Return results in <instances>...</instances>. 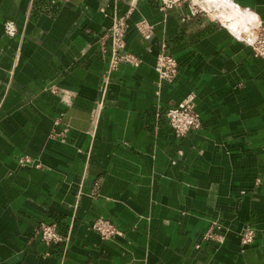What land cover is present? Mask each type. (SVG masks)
<instances>
[{"label": "crops", "instance_id": "1", "mask_svg": "<svg viewBox=\"0 0 264 264\" xmlns=\"http://www.w3.org/2000/svg\"><path fill=\"white\" fill-rule=\"evenodd\" d=\"M226 1L264 26V0ZM188 13L165 16L159 0H0V264H264V58ZM120 17L140 64L108 74ZM165 48L172 80L156 70ZM191 96L201 125L179 137L166 114ZM100 217L124 235L103 239ZM43 222L63 241L45 243Z\"/></svg>", "mask_w": 264, "mask_h": 264}, {"label": "built area", "instance_id": "2", "mask_svg": "<svg viewBox=\"0 0 264 264\" xmlns=\"http://www.w3.org/2000/svg\"><path fill=\"white\" fill-rule=\"evenodd\" d=\"M54 2H68L69 0H53ZM160 10L167 16L169 10L188 4L189 13L187 18L204 14L211 19L216 20L217 12L214 8L210 7V4L214 0H159ZM212 16V17H211ZM221 22L222 20L219 19ZM223 23V22H222ZM224 24V23H223ZM139 32L146 38L152 36L155 26L148 22L146 19H142L137 23ZM228 28V27H227ZM5 33L9 36H15L18 28L13 20H9L5 23ZM128 29V23L126 17H120L114 21V24L108 31V37L110 39V61L108 74L116 70L121 64H131L139 66L140 60L133 53L126 49V33ZM229 29V28H228ZM230 30V29H229ZM248 33L241 32L244 35L239 37L249 46L252 47L256 56L264 58V26H248ZM232 32V31H231ZM240 33V34H241ZM179 64L174 55L168 53L166 48L159 54L157 58L156 70L160 79L172 80L178 73ZM57 93V89L52 90ZM167 118L172 126L175 134L179 137L186 135L191 130L197 129L201 125L200 114L198 113L194 97L191 96L178 105L170 107L167 111ZM25 164L30 162V159L22 160ZM91 229L100 234L103 239H115L122 237L124 231L118 227L112 220L104 217L97 218L91 225ZM42 240L47 244H56L63 241V236L58 231V226L55 223L41 224L40 232ZM214 235V232H210L207 237ZM256 237L255 230L248 228L242 236V244L249 245L254 242Z\"/></svg>", "mask_w": 264, "mask_h": 264}, {"label": "rangeland", "instance_id": "3", "mask_svg": "<svg viewBox=\"0 0 264 264\" xmlns=\"http://www.w3.org/2000/svg\"><path fill=\"white\" fill-rule=\"evenodd\" d=\"M213 3H211L210 4V7L211 8H214L213 6L215 5V9H216V11L217 10H219L217 7H216V5L217 4H224V1H222V0H214V1H212ZM230 9H231V7H230ZM230 9L229 8H227L226 7V11H225V13H221V18H222V20H224V19H227V18H230L231 19V23H230V27L232 28V30H235L234 28H233V26L235 25V23L237 24V25H240L241 24V19L238 17V16H236V13H235V11H233V13L231 14L230 13ZM232 11V10H231ZM218 12V11H217ZM226 16V17H225ZM212 17V16H211ZM217 17H219V16H217ZM220 17H219V19H221ZM218 18H216V21H218V22H221L220 20H219ZM259 24L260 25H263L262 24V22H260V21H258L257 19L256 20H251L250 21V23H248V24H246V26L248 27V26H259ZM233 32V31H232ZM234 33V32H233ZM234 34H236V33H234ZM236 35H244V34H236Z\"/></svg>", "mask_w": 264, "mask_h": 264}, {"label": "bare ground", "instance_id": "4", "mask_svg": "<svg viewBox=\"0 0 264 264\" xmlns=\"http://www.w3.org/2000/svg\"><path fill=\"white\" fill-rule=\"evenodd\" d=\"M222 1H224V4L222 5V4H217L216 5V7L219 9V10H217V11H215V12H217L216 14H217V16H219L220 18H221V13L223 12V13H225V11H226V7L227 8H229L230 9V5H229V3L226 1V0H222ZM230 12H231V9H230ZM226 17V16H225ZM221 20H222V18H221ZM222 22L231 30V31H233L234 33H236V34H240L241 32H243L244 31V33H248V27L246 26V24H248V23H250V21H248V22H245V23H242L241 22V24L240 25H237V24H235L234 26H233V28L235 29V30H232V28L230 27V23H231V21L230 20H227V19H224V20H222Z\"/></svg>", "mask_w": 264, "mask_h": 264}, {"label": "clouds", "instance_id": "5", "mask_svg": "<svg viewBox=\"0 0 264 264\" xmlns=\"http://www.w3.org/2000/svg\"><path fill=\"white\" fill-rule=\"evenodd\" d=\"M194 2H197V0H194ZM256 19L258 20V19H259V17L257 16V17H256Z\"/></svg>", "mask_w": 264, "mask_h": 264}]
</instances>
